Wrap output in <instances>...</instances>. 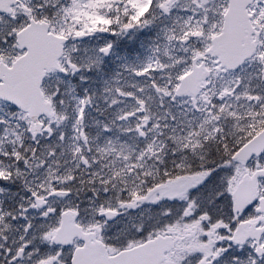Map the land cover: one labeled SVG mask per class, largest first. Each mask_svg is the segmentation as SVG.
I'll use <instances>...</instances> for the list:
<instances>
[{"label":"snow or ice","instance_id":"obj_1","mask_svg":"<svg viewBox=\"0 0 264 264\" xmlns=\"http://www.w3.org/2000/svg\"><path fill=\"white\" fill-rule=\"evenodd\" d=\"M0 264H264V0H0Z\"/></svg>","mask_w":264,"mask_h":264},{"label":"rangeland","instance_id":"obj_2","mask_svg":"<svg viewBox=\"0 0 264 264\" xmlns=\"http://www.w3.org/2000/svg\"><path fill=\"white\" fill-rule=\"evenodd\" d=\"M97 20L98 18L89 17V23L93 24V26L95 25ZM163 23L164 21L157 20L153 25L147 28L138 29L134 33L129 32L124 36H114L113 38H116L115 40L105 37V39L102 40L103 43L107 41H111L112 44H114V51L111 54L110 59L105 60L103 58L104 61L103 67L105 68V76L107 77L108 75L119 70V65H121L124 62H131V63L141 62L147 54L148 45L155 39L157 32L159 31V28L162 26ZM145 33H149V36L145 35ZM140 36L143 37L142 40H139ZM129 41H131V46L133 48L140 47V49L134 52L131 59L124 56L127 54L128 49L122 46V45H127ZM89 42L92 43L91 41ZM135 42H137L138 44ZM93 44H98V41L94 40Z\"/></svg>","mask_w":264,"mask_h":264},{"label":"flooded vegetation","instance_id":"obj_3","mask_svg":"<svg viewBox=\"0 0 264 264\" xmlns=\"http://www.w3.org/2000/svg\"><path fill=\"white\" fill-rule=\"evenodd\" d=\"M158 30V29H157ZM145 35H148L149 36V33H145ZM105 37H107V38H110V39H113V40H115L116 38H113L114 36L112 35V34H110V33H105V34H100L99 36H94L93 38H91V42L93 43L94 42V40H96V41H98V44H102L103 42H102V40L103 39H105ZM143 39V37L142 36H140V38H139V40H142ZM135 43H137V42H135ZM134 43V44H135ZM138 44V43H137ZM113 45V48H112V53H113V51H114V44H112ZM123 47H126L127 49H128V52H127V54L126 55H124V56H126V57H128V58H130L133 54H134V52H136L138 49H140V47H136V48H133L132 46H131V41H129V43L127 44V45H122ZM105 60L106 59H109V58H104Z\"/></svg>","mask_w":264,"mask_h":264}]
</instances>
